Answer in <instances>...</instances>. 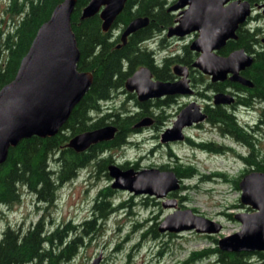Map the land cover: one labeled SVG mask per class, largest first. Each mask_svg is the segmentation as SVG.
Segmentation results:
<instances>
[{"label":"trees","instance_id":"1","mask_svg":"<svg viewBox=\"0 0 264 264\" xmlns=\"http://www.w3.org/2000/svg\"><path fill=\"white\" fill-rule=\"evenodd\" d=\"M60 1L62 0H7L3 9V13L8 15L6 30L0 29V88L13 78L19 60L28 49L36 29ZM88 1L75 0L70 14V27L79 52L76 68L91 73V84L54 135H32L20 139L8 148L5 159L0 163V205L9 207L19 201V186H23L37 200L50 202L57 185L71 179L78 169L94 162L97 167L105 170L112 160L109 155L103 154L124 141L136 120L150 114L147 109L150 102L146 100L140 103L135 100L137 111L132 114L121 108L102 113L100 103L121 89L124 80L138 66L149 68L155 78L168 80L173 76L170 71L171 64L182 63L190 67L194 59L195 54L187 45L182 46L180 54L172 53L160 58H156L151 49L142 45L156 30L172 24L174 14L166 11L165 0H126L110 30L106 32L101 30L97 14L80 19V11ZM247 1L253 3V0ZM138 16L148 17L149 23L131 33L124 44L117 46L120 43L119 36H113L111 30L118 28V25L122 29L132 18ZM236 35V39L226 41L219 53L225 55L233 49L242 48L253 54L251 64L241 71L252 86L247 87L228 80L208 85L213 91H224L227 88L243 90V98H237L234 104L247 108L253 104L248 97L264 101V46L256 47L258 31L256 28L247 27L245 23L238 27ZM198 75L202 76L199 72ZM161 101L156 100L152 105L157 106ZM204 112L209 123L216 125L220 136L232 135L247 147L248 152L243 156V161L248 169L245 168L241 176L250 171L264 172V153L256 148L252 136L237 125L232 112L222 106L211 105H205ZM108 124L116 127L112 140L97 142L82 152H75L65 146L74 134ZM205 146L219 148V145L214 146L213 143H206ZM50 160L57 166L55 171L49 165ZM118 167L136 169L135 166L119 164ZM159 168L166 169L164 166ZM169 169L178 178H190L195 170L192 164L176 165ZM238 181L234 179L232 183L237 186ZM109 190V187L102 188L94 197L92 208L99 215H104L109 210L106 203ZM231 215L228 214V217L232 219ZM92 223L93 219L83 222V230ZM145 230L144 234L147 232L152 237L157 235L155 224ZM62 236L64 237L59 228L49 232L43 230L41 219L23 232L6 227L0 232V264H62L73 254L78 242L80 243L79 235L67 241ZM202 236L211 241V246L188 252L181 264H198L204 260L205 264H264L263 251H222L217 248L216 239L212 235Z\"/></svg>","mask_w":264,"mask_h":264},{"label":"water","instance_id":"2","mask_svg":"<svg viewBox=\"0 0 264 264\" xmlns=\"http://www.w3.org/2000/svg\"><path fill=\"white\" fill-rule=\"evenodd\" d=\"M125 1L89 0L80 11V19L97 14L101 30L106 32ZM74 4L75 0H62L53 7L49 17L36 29L13 78L0 88V163L8 148L20 139L54 135L91 84V73L76 68L79 52L70 27ZM256 7L264 15V1ZM250 10L247 0H175L166 7L167 12L175 11L176 14L173 24L165 28V37L195 33L188 44V49L196 54L190 68L207 75L210 82L229 80L250 87L252 83L241 75V71L251 64L253 56L242 48L225 55L218 53L227 40L236 39V29L245 22ZM148 23L146 16L132 18L123 26L117 46ZM170 70L176 79L159 80L152 78L146 66H140L124 80L123 88L134 92L140 103L167 95H190L189 67L175 63ZM211 99L213 105H228L233 101L229 93L223 92H214ZM204 118L201 107L194 101L188 102L179 109L171 126L160 133V142L181 140L183 127ZM150 123L149 117H143L132 127ZM115 132L116 127L112 124L85 130L71 136L65 146L82 152L92 144L112 140ZM106 170L113 178L111 188L124 189L132 194L160 198L179 186L171 170L154 167L122 170L113 164L107 165ZM237 186L239 203L250 210L232 214L239 229L217 238L216 246L227 252H264V172L243 174ZM162 205L172 211L159 221L158 232L194 231L211 235L220 231L219 222L195 214L189 208H177L173 198L166 199ZM96 263L97 260L90 264Z\"/></svg>","mask_w":264,"mask_h":264},{"label":"rangeland","instance_id":"3","mask_svg":"<svg viewBox=\"0 0 264 264\" xmlns=\"http://www.w3.org/2000/svg\"><path fill=\"white\" fill-rule=\"evenodd\" d=\"M174 1L165 0V7ZM263 1L253 0L250 16L245 21L247 27L256 28L258 31L256 47L264 46V15L255 6ZM6 4L7 0H0L2 31L6 30L8 17L3 13ZM120 30L118 25V28L111 30L112 35L116 36ZM193 37L188 34L183 37L164 38L160 29L142 45L151 49L156 58H160L172 53L180 54L182 46L188 45ZM191 75H195L194 79L191 78V83L199 94L191 98L180 95L174 101H161L157 106L152 103L162 100L161 98L149 100L147 109L154 120V126L132 128L131 125L124 141L103 154L110 156L111 165L135 166L134 170L160 166L169 169L176 165L192 164L194 175L190 178H179V186L182 188L173 190L172 195L166 194L160 198L111 188V178L107 170L105 169V173L103 167H97L92 162L78 169L71 179L57 185L50 202L37 200L23 186H19V201L9 207L0 205V232L6 227L23 232L41 219L43 230L49 232L59 228L64 235L62 239L66 241L79 235L80 243L78 242L73 254L62 264H90L95 260L96 264H181L188 252L211 246V241L193 231H157L155 237L147 232L143 233L152 224L157 227L159 221L171 211L162 205L166 199L171 198L175 199L177 208H189L195 214L219 222L220 231L211 236L214 239L237 231L238 222L228 217V214L247 211L238 201V187L232 183L234 179L239 180L245 170V163L237 155H246L247 148L220 136L210 124L185 128L183 132L188 140L183 142H172L168 146L159 142V134L170 126L178 106L181 107L191 100L202 106L211 100L204 97L205 93L210 95V88L206 85L209 82L208 77L201 74L202 78L199 79L197 72ZM100 106L102 113L112 112L113 108L126 109L128 114L137 111L134 99L122 89L112 93ZM260 106L262 104L254 103L250 107L239 109L236 116L238 122L252 124ZM261 130V134L255 133L256 148L264 153V128ZM206 142L219 145V148L211 149L202 145ZM49 165L54 171L57 169L52 160ZM105 187L110 188L106 199L109 210L104 215H99L92 208L94 197ZM92 219L93 223L83 230V222ZM205 262L204 260L198 264Z\"/></svg>","mask_w":264,"mask_h":264},{"label":"flooded vegetation","instance_id":"4","mask_svg":"<svg viewBox=\"0 0 264 264\" xmlns=\"http://www.w3.org/2000/svg\"><path fill=\"white\" fill-rule=\"evenodd\" d=\"M249 3V2H248ZM250 4V3H249ZM254 4V2L253 3H251L250 4V6L252 7V5ZM258 5V4H257ZM256 6V5H255ZM167 26H165V28H166ZM239 27V26H238ZM165 28L164 29H162V32H163V34H164V38H165ZM238 29V28H237ZM236 29V30H237ZM121 31H122V29H121ZM120 31V32H121ZM236 33V32H235ZM120 34V33H119ZM119 34H118V36H119ZM190 34H192L194 37H195V33H190ZM128 37V36H127ZM163 38V39H164ZM166 38H169V37H166ZM237 38V37H236ZM127 41V38H126V40H125V42ZM117 44H119V43H117ZM124 44V43H123ZM122 45V44H121ZM225 46V45H224ZM223 46V47H224ZM192 52V51H191ZM193 54H195L194 52H192ZM218 53H219V51H218ZM248 53V52H247ZM248 54H251V53H248ZM196 55V54H195ZM252 56H253V54H251ZM195 57V56H194ZM182 64V63H181ZM141 66H143V65H141ZM186 66V65H185ZM138 67H140V66H138ZM137 67V68H138ZM149 69V68H148ZM191 69H193V71L191 70ZM191 69H189V75H188V77H189V86H190V89L192 90V93L190 94V95H188V97L189 98H191V97H195V95L196 94H199V93H197L196 92V90H195V88H193V85H192V83H191V78H193L194 79V77H195V75L192 77L191 76V74H193L194 72H199L198 70H196V69H194V68H191ZM150 70V69H149ZM196 70V71H195ZM152 73V72H151ZM200 73V72H199ZM201 74V73H200ZM242 75V74H241ZM243 76V75H242ZM244 77V76H243ZM152 78L153 79H158V78H155V76L153 75V73H152ZM199 79H201L202 78V76H200L199 75V77H198ZM246 78V77H245ZM174 79H176V77L175 76H171L168 80L169 81H172V80H174ZM159 80H161V79H159ZM229 81V80H228ZM124 83V82H123ZM208 83H215V82H208ZM208 83L206 84L209 88H210V95H208V94H204V97L207 99V98H212V95H213V93L214 92H223V93H229L231 96H232V98H233V101H232V103H230V104H228V105H222V104H219V105H213L212 104V99L210 100V102L209 103H205V104H203L202 106L200 105V104H198L200 107H201V110L204 112V106L205 105H211V106H222V107H224V108H226L227 110H229L230 112H232L231 114H232V117L235 119V121H236V123H237V125L238 126H241L242 127V130L243 131H246V132H248L251 136H252V139H253V141L255 142V143H257V137H256V135H255V133H258V134H261L263 131L261 130V128H264V101H257L256 99H254V98H252V97H248L250 100H252V103L254 104V103H259V104H262V106H260L259 108H258V115H257V117H256V119L252 122V124H247V123H245V124H240L239 122H238V120H237V118H236V116H237V113H238V111H239V109H245V107H242V106H240V105H238V104H234V101L237 99V98H243V96H242V93H245L243 90H234V89H232V88H227V89H225L224 91H213L212 90V88H211V86H209L208 85ZM237 83V82H236ZM239 84V83H238ZM241 85V84H240ZM244 86V85H243ZM251 87V86H250ZM123 91H125L124 90V88H123V85H122V88H121ZM126 92V91H125ZM129 94H130V96L134 99V103H135V100H136V96H135V93L134 92H128ZM177 96H180V95H167V96H162V97H160L161 99H162V101L164 102L165 100H169V101H174L175 100V98L177 97ZM181 96H183V95H181ZM159 98V99H160ZM156 99H158V98H156ZM149 100H152V99H149ZM137 101V100H136ZM192 101V100H191ZM188 102H190V101H188ZM187 102V103H188ZM195 102V101H194ZM184 105H186V103H184L182 106H184ZM181 106V107H182ZM180 106H178V110H177V112L179 111V109L181 108ZM177 112L175 113V115L174 116H176V114H177ZM205 113V112H204ZM149 117V119H150V121H151V123H150V125L151 126H154V120L152 119V116L149 114V115H145V116H143V117ZM143 117H141V118H143ZM141 118H139L138 120H136L135 122H137V121H139ZM172 121L173 120H171V122H170V125H171V123H172ZM134 122V123H135ZM133 123V124H134ZM133 124H132V126H133ZM204 124H210L209 123V121L207 120V115H206V113H205V118L202 120V121H200V122H197V123H192L191 125H189V126H185V127H183V129H182V133H183V138L181 139V140H174V141H167V142H160V140H159V142L161 143V144H164L165 146H168L170 143H172V142H183V141H185V140H188V138H187V136L184 134V132H183V130L185 129V128H192V127H196V128H198V127H201V126H203ZM210 125H212V128H215L216 129V133L217 134H219L218 133V129H217V127H216V125H214V124H210ZM255 128V129H254ZM220 135V134H219ZM159 136H160V134H159ZM221 136L222 137H224V138H229L231 141L232 140H234L235 142H237V143H239L240 145H242V146H244L245 148H247L245 145H244V143L243 142H241L239 139H236L235 137H233L232 135H229V134H221ZM206 143H209V142H206ZM206 143H202V145H204L205 146V144ZM248 152V151H247ZM246 152V153H247ZM237 158L240 160H242L243 161V156L242 157H240V155H237ZM244 162V161H243ZM244 168H247L246 167V165L244 166ZM241 178V177H240ZM173 194V192H168L167 194L169 195V194ZM243 208H244V210H250V208L249 207H247V206H243Z\"/></svg>","mask_w":264,"mask_h":264}]
</instances>
